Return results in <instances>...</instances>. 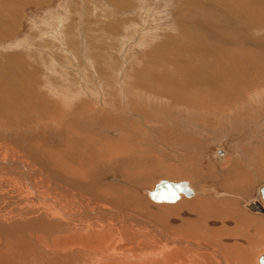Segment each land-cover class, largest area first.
Returning a JSON list of instances; mask_svg holds the SVG:
<instances>
[{
	"label": "bare ground",
	"instance_id": "6f19581e",
	"mask_svg": "<svg viewBox=\"0 0 264 264\" xmlns=\"http://www.w3.org/2000/svg\"><path fill=\"white\" fill-rule=\"evenodd\" d=\"M226 1L214 6L225 12L219 6ZM249 68L204 78L190 72L189 79L173 81L170 91L155 96L138 97L143 91L136 86L138 109L129 105L132 89L118 82L124 90L115 92L123 97L107 93L103 118L92 113L95 107L84 109L78 93L66 90L59 101L49 100L26 83L27 104L7 101L0 109V120L11 125L0 127V184L10 180L8 190L23 191L15 196L0 190V264H260L264 99L253 95L249 102L246 96L264 84V63ZM259 70V77H250ZM212 85L224 86L228 98L195 103L186 96L195 86ZM7 86L0 85L1 94L13 95ZM85 86L97 95L96 88ZM152 112L158 118L148 122ZM48 120L50 136L44 137L38 122ZM19 135L31 141L41 135L36 143L43 152L23 139L17 142ZM15 146H29L33 162L36 157L50 162L31 165L27 158L26 167L17 161L26 156Z\"/></svg>",
	"mask_w": 264,
	"mask_h": 264
},
{
	"label": "rangeland",
	"instance_id": "374dc122",
	"mask_svg": "<svg viewBox=\"0 0 264 264\" xmlns=\"http://www.w3.org/2000/svg\"><path fill=\"white\" fill-rule=\"evenodd\" d=\"M202 1L204 0H0V82H3L0 85H8V88L12 85L9 89L12 91L13 88L14 91V96L0 92V109L7 101V104L12 106L23 104V98L31 95L29 91L25 92L28 90L26 83H31L35 84L31 85L32 90L37 89L49 100L61 99L66 90H69V94L72 91L78 93L77 102L87 111H93V107L95 110L97 108L101 112L94 110L92 113L103 118L107 112L103 106L107 103V93L123 97L116 93L117 89L124 90V86L119 84L121 82L130 87L127 90L132 89L127 94L132 96L129 97V105L138 109V101L132 95L137 87L143 91L138 93V97L155 96L162 90L170 91L172 87L169 88L168 84L173 81L189 79L187 76L190 72L204 78L205 75H222L221 72L233 71L235 67L249 71L250 65L264 63V0H227L224 6H219L225 8V12L214 6V3L224 4V0H205L201 3ZM224 15L227 19L223 18ZM236 15H241L245 22L240 20L241 18H235ZM228 22L233 25L231 28ZM210 25L213 30L209 28ZM250 72L251 78L260 75V70L254 74ZM261 75L264 76V73ZM157 77L162 79V83L158 82ZM168 80L172 81L169 83ZM115 83L117 85H114ZM85 85L96 88L97 95L89 94ZM142 85L146 89L140 87ZM194 88L195 90L186 95L188 99L194 98L193 102L198 98H228L224 86L212 85L211 89L196 86ZM247 94L249 102L253 95L257 96L256 100H263L264 84H260V87L251 92L248 91ZM17 98L21 100L15 101ZM86 103L92 104L85 105ZM60 104L63 108V103ZM178 104L180 106L182 102ZM176 108L180 112L183 107ZM143 110L147 111L146 108ZM248 113L243 111L241 115L248 116ZM152 114V118L150 115L149 119L146 118L148 122L158 118H155L156 113ZM194 118V121H199L197 123L202 122L198 117ZM0 121V127L10 128L11 125H7L6 121ZM47 123L38 122V132L44 137L50 136V120ZM150 124L153 122L150 121ZM261 129L263 130L260 126ZM41 135L36 136L35 142L27 140V135H22L23 138L19 135L17 142L20 143V139H23L22 142L25 140L28 145L40 147L38 149L42 153V145L36 143L38 139L43 138ZM226 141L223 140V144L229 147ZM28 149L29 146L17 148L22 156H26L17 157V161L24 166V159L29 155ZM172 149L183 152L175 147ZM31 160V165H48L50 162L49 158L43 161L40 157H36L34 162ZM30 168L33 170V166H29ZM188 178L183 179L189 180ZM8 182L11 183L6 180L3 181L5 184H0L2 193L20 195L23 192L18 190L19 188L15 191L8 190ZM21 188L25 190L23 186ZM200 189H203L202 185Z\"/></svg>",
	"mask_w": 264,
	"mask_h": 264
},
{
	"label": "water",
	"instance_id": "95a60500",
	"mask_svg": "<svg viewBox=\"0 0 264 264\" xmlns=\"http://www.w3.org/2000/svg\"><path fill=\"white\" fill-rule=\"evenodd\" d=\"M260 264H264V255L259 259Z\"/></svg>",
	"mask_w": 264,
	"mask_h": 264
}]
</instances>
